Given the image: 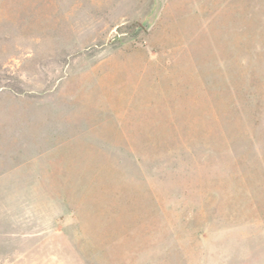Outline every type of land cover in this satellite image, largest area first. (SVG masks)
I'll return each instance as SVG.
<instances>
[{
	"label": "rangeland",
	"instance_id": "rangeland-1",
	"mask_svg": "<svg viewBox=\"0 0 264 264\" xmlns=\"http://www.w3.org/2000/svg\"><path fill=\"white\" fill-rule=\"evenodd\" d=\"M0 264H264V0H0Z\"/></svg>",
	"mask_w": 264,
	"mask_h": 264
},
{
	"label": "water",
	"instance_id": "water-1",
	"mask_svg": "<svg viewBox=\"0 0 264 264\" xmlns=\"http://www.w3.org/2000/svg\"><path fill=\"white\" fill-rule=\"evenodd\" d=\"M150 15H153V13L151 12V9H150V12L148 14H146L145 17L141 20V25L145 29L149 28L151 25Z\"/></svg>",
	"mask_w": 264,
	"mask_h": 264
}]
</instances>
